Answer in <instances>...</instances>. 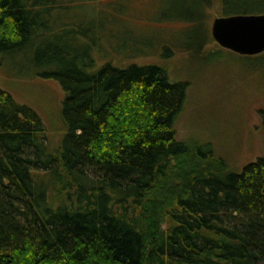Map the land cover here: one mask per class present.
Returning a JSON list of instances; mask_svg holds the SVG:
<instances>
[{"label": "trees", "instance_id": "trees-1", "mask_svg": "<svg viewBox=\"0 0 264 264\" xmlns=\"http://www.w3.org/2000/svg\"><path fill=\"white\" fill-rule=\"evenodd\" d=\"M63 1L0 0V62L46 68L66 125L50 145L36 112L0 89V264H264V155L236 173L210 143L178 140L187 84L158 62L97 64L103 40L120 48L117 17L46 34ZM215 6L220 17L264 14V0H187L184 19ZM200 27L201 54L213 39ZM75 36L87 39L79 53Z\"/></svg>", "mask_w": 264, "mask_h": 264}, {"label": "rangeland", "instance_id": "rangeland-1", "mask_svg": "<svg viewBox=\"0 0 264 264\" xmlns=\"http://www.w3.org/2000/svg\"><path fill=\"white\" fill-rule=\"evenodd\" d=\"M185 1L65 0L56 8L52 30L46 34L62 35L61 22L66 20L90 33V20L102 27L100 21L103 25L106 17H117L122 25L112 28L113 44L120 48L110 51L103 40L93 51V59L99 65L113 59V64L123 67L132 62L161 63L171 82L187 84L183 109L174 123L176 138L210 143L229 168L239 173L244 165L264 155V52L242 56L221 48L214 40L201 54L195 51L192 42L202 34L196 30L205 26L210 35L213 19L220 16L215 6L207 19L186 23ZM169 17L177 23L162 24ZM75 37L72 48L79 53L88 45L87 39ZM129 37L138 39L135 45L126 43ZM169 53L173 55L161 60ZM30 64L19 57L2 60L0 89L36 112L49 144L55 146L66 130L61 118L65 93L56 80L40 75L46 68Z\"/></svg>", "mask_w": 264, "mask_h": 264}, {"label": "water", "instance_id": "water-1", "mask_svg": "<svg viewBox=\"0 0 264 264\" xmlns=\"http://www.w3.org/2000/svg\"><path fill=\"white\" fill-rule=\"evenodd\" d=\"M210 33L221 48L233 53L255 56L264 52V14L216 17Z\"/></svg>", "mask_w": 264, "mask_h": 264}]
</instances>
